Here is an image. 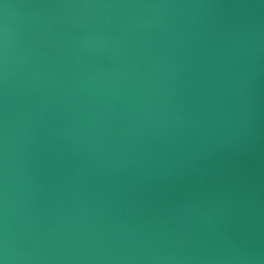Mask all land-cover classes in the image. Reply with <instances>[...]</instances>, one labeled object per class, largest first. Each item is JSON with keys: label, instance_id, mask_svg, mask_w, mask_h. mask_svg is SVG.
I'll return each instance as SVG.
<instances>
[{"label": "water", "instance_id": "95a60500", "mask_svg": "<svg viewBox=\"0 0 264 264\" xmlns=\"http://www.w3.org/2000/svg\"><path fill=\"white\" fill-rule=\"evenodd\" d=\"M3 264H264V0H0Z\"/></svg>", "mask_w": 264, "mask_h": 264}, {"label": "clouds", "instance_id": "9594fccd", "mask_svg": "<svg viewBox=\"0 0 264 264\" xmlns=\"http://www.w3.org/2000/svg\"><path fill=\"white\" fill-rule=\"evenodd\" d=\"M0 264H3V262H2V261H0Z\"/></svg>", "mask_w": 264, "mask_h": 264}]
</instances>
